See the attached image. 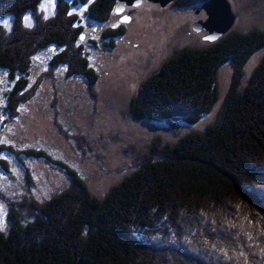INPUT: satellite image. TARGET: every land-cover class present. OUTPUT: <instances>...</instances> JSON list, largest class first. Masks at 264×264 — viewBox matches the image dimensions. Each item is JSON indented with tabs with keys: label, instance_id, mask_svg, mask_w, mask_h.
Returning <instances> with one entry per match:
<instances>
[{
	"label": "trees",
	"instance_id": "1",
	"mask_svg": "<svg viewBox=\"0 0 264 264\" xmlns=\"http://www.w3.org/2000/svg\"><path fill=\"white\" fill-rule=\"evenodd\" d=\"M44 1L0 0V20L11 19L10 27L0 25V69L14 83L6 93L4 126L61 67L91 91L98 82L83 42L85 27L73 8L86 6L87 20L102 27L117 0H56L50 18L40 12ZM207 1L171 6L186 9ZM28 15L32 26L25 23ZM126 30L122 24L102 28L103 45L113 49ZM51 46L59 51L42 83L33 84L35 56ZM225 64L234 71L217 121L176 143L154 140L134 150L132 170L103 197L41 150L1 143L0 169L9 173L2 156H14L30 189L34 182L23 156L62 167L73 187L43 202L26 196L9 202L0 264H264V28H234L216 43L175 48L140 83L126 110L134 121L165 122L172 129L195 125L220 100Z\"/></svg>",
	"mask_w": 264,
	"mask_h": 264
},
{
	"label": "rangeland",
	"instance_id": "2",
	"mask_svg": "<svg viewBox=\"0 0 264 264\" xmlns=\"http://www.w3.org/2000/svg\"><path fill=\"white\" fill-rule=\"evenodd\" d=\"M228 2L238 14L235 28L243 31L253 26L264 28V0ZM55 9L56 0H45L40 12L50 18ZM86 9V6H76L73 12L80 14L85 27L83 42L90 64L99 76L95 88L91 91L85 80L68 77L66 67L57 71L55 79L40 85L42 74L59 51L51 46L35 56L29 77L33 84L40 80L38 93L22 106L19 117L4 126L2 114L7 103L6 93L14 83L9 81L8 73L0 69V144L18 150H41L50 160L61 161L74 169L93 194L103 197L110 186L132 170L136 163L134 150L146 148L154 140L176 143L188 132L203 131L213 125L229 91L234 68L231 64L221 68L220 100L199 123H179L172 129L165 122L134 121L127 115L126 108L140 83L160 67L175 48L204 44L201 41L204 33L195 34L194 25L205 21L207 14L202 5L180 9L144 3L127 9L132 19L122 24L127 29L126 35L109 49L102 43V28L119 26L125 14L112 13L108 23L101 27L87 20ZM25 23L33 25L31 15L26 16ZM0 25L10 27L11 19L0 20ZM91 41L97 44L93 45ZM250 68L251 64L247 69ZM175 129L177 136L173 133ZM2 157L10 167L9 173L0 169L2 232L9 229V202L20 201L25 196L43 202L73 187L71 178L62 167L44 158L23 156L34 182L30 189L23 166L8 153Z\"/></svg>",
	"mask_w": 264,
	"mask_h": 264
},
{
	"label": "water",
	"instance_id": "3",
	"mask_svg": "<svg viewBox=\"0 0 264 264\" xmlns=\"http://www.w3.org/2000/svg\"><path fill=\"white\" fill-rule=\"evenodd\" d=\"M178 0H117L113 15H124L120 20L121 23L127 24L131 21V16L127 9L142 6L144 3L156 4L165 8L174 4ZM207 14L205 21H200L194 25V33L202 34L201 41L207 44L218 42L235 28L238 14L233 10L228 0H208L202 5ZM127 14V15H126ZM125 18H127L125 20ZM215 37V39H210Z\"/></svg>",
	"mask_w": 264,
	"mask_h": 264
},
{
	"label": "snow or ice",
	"instance_id": "4",
	"mask_svg": "<svg viewBox=\"0 0 264 264\" xmlns=\"http://www.w3.org/2000/svg\"><path fill=\"white\" fill-rule=\"evenodd\" d=\"M127 18H125V20H126ZM210 39H215V37H210Z\"/></svg>",
	"mask_w": 264,
	"mask_h": 264
}]
</instances>
